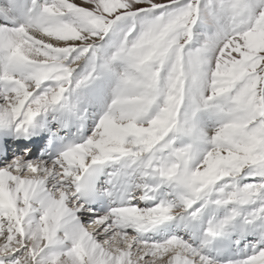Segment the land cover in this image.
I'll return each mask as SVG.
<instances>
[{
  "label": "snow or ice",
  "instance_id": "1",
  "mask_svg": "<svg viewBox=\"0 0 264 264\" xmlns=\"http://www.w3.org/2000/svg\"><path fill=\"white\" fill-rule=\"evenodd\" d=\"M0 264H264V0H0Z\"/></svg>",
  "mask_w": 264,
  "mask_h": 264
}]
</instances>
